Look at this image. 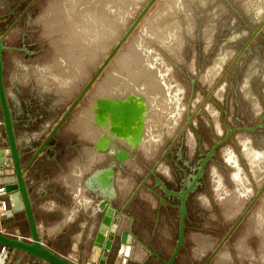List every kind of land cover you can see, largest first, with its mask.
I'll return each instance as SVG.
<instances>
[{"label": "rangeland", "instance_id": "obj_1", "mask_svg": "<svg viewBox=\"0 0 264 264\" xmlns=\"http://www.w3.org/2000/svg\"><path fill=\"white\" fill-rule=\"evenodd\" d=\"M7 1L12 2V4L7 5L8 9L13 7L12 18L21 14L18 17H21L18 28L28 29V36L22 43L21 35L18 32L11 40L5 37V42L11 47L3 51V59L5 57L8 59L11 54L14 55L20 69H23L27 64H32L35 77L37 72H42L40 68L45 67L47 72L43 76L46 83L45 89L50 91L52 95H54V91L59 94L72 91L70 94L74 97L94 74L99 64L112 50L117 40L123 35L148 0H78V5L76 0H20L17 5L16 0ZM68 3L74 4V6L68 5ZM104 4L107 6H104L105 9ZM112 4L115 6H112ZM111 6L115 8L111 9ZM72 7H74L76 14H73ZM100 9L108 15L111 14L110 17L104 14L103 11L100 12ZM70 10L72 11L71 14L69 13ZM90 12L93 13V17ZM67 13L69 16L73 15L69 17ZM98 14L101 15L100 20L97 19L100 17ZM103 15L110 21L103 20ZM84 16H87L88 19ZM84 19L87 21L85 22ZM27 20L29 22H26ZM88 21L92 23H89V25L87 24ZM169 21H173V24L172 22L170 24ZM100 22H103L104 27L99 24ZM174 23L175 26H173ZM92 25H94L93 29H91ZM152 25L155 26V29L151 27ZM0 26L1 30L5 31L3 22H0ZM79 26H82V28L80 27L81 30H79ZM98 26L100 29H98ZM160 26L166 28L169 26L168 29H171L172 35L168 37L175 44L174 54L164 48V40L160 38L163 28L161 29ZM157 27L158 29H156ZM254 29H257L256 34H253ZM78 30L82 33L75 32ZM152 30L159 31L157 33L160 36L154 31L151 32ZM92 31L93 34L95 33L94 35H91ZM89 32L91 33L89 34ZM152 33L155 35H152ZM81 37H84V39H81ZM136 41H139V43ZM135 43L139 44L140 49L150 47L157 58L164 63L170 81L174 84L175 89H178L176 90L179 97L177 106L172 113L169 111L171 114L166 112L165 109V97L162 94L164 91L162 88L161 90L159 87L155 88L146 75V77H142V75L140 78V82L142 81L141 83L144 84L139 83V81L132 84L133 80H130L132 78L125 77L129 72L123 70V67L129 66L132 60L135 59L134 52L138 49ZM144 43L148 47H145ZM23 48L37 51L26 53ZM132 67L134 68V64ZM134 73L137 72L134 71L132 75ZM120 77L126 79L127 83H131L130 87L132 89L129 87V90H133L132 86L134 85V90L140 89V91L143 90V92H148V94L154 96L156 104L162 110L161 113H164L163 116H166L167 113L165 118L169 122L177 121L174 128L165 129L163 132L160 125L154 124L158 118H156V112L154 111L150 115L149 119L153 124L148 128L145 146L141 149L137 147L140 163L135 159L133 160L137 181L143 176H147V169L153 165L159 154L166 149L173 139L176 141L172 150H176L178 146H181L184 153L188 154L190 146L186 142L185 134L188 130L194 140L191 149L195 147L196 133H198L202 136V147L206 151L217 139L225 135L227 127L252 126L258 118L251 110V100L240 92L239 86L248 77L252 83L251 89L253 92L256 94H258V91L264 92V86L262 85L264 83V0H155L85 92L82 101H79L80 104L73 114V123H79L84 129L82 130L83 133L87 134V130L90 133L87 125L91 124L90 108L94 104L95 96L119 97L122 92L124 95L125 92L129 91L126 88H121L123 79L120 80ZM254 83H257V85ZM143 88L148 89V91ZM219 89L221 95H218L217 91ZM151 90H157L161 95L159 93L156 95L157 92L154 93ZM259 105L263 110L264 99L258 95V98L254 99V109L257 112L260 110ZM198 106L201 109L196 110L194 113L195 107ZM209 106L213 107L214 113ZM59 108L61 109L62 106H59ZM188 115H192L193 120L186 124ZM86 116L89 120L85 119ZM168 118L174 119L169 120ZM149 119H146L147 124ZM83 120H86L87 124H84ZM96 131V126L92 125V136L94 135L93 132L96 133ZM246 143L250 150L255 151V154L262 153L264 155V125L255 131L233 132L232 136L217 148L214 162H210L207 166L205 189L199 190L191 197L192 204L199 203L207 205L209 208L211 202L208 198H210L212 204L216 207L214 206V212L210 210L207 214L210 217L219 214V224L215 221L213 228L211 226L209 228L201 227L207 224L206 221H201L199 226L203 229H198L200 233L194 238L195 244L191 245L193 252L198 248L199 252L200 249L202 252L206 251L203 255L212 253L257 192L256 179L258 173L257 168L254 166L255 157L246 152L248 151L245 146ZM156 146L158 149L152 155ZM147 148L150 150H147ZM226 148L233 153L235 161L227 159L224 153ZM143 152L152 156L148 157ZM166 158L170 161L171 157L167 154ZM165 164V162L160 163L158 165L159 172L156 173L164 172L167 173V176L175 179L172 172L174 170L177 173L179 172L174 167L172 172L168 171L167 165L165 169ZM235 172L244 174L249 182V189H251V195L237 205L229 201L225 195L219 193L221 191L218 190L215 183V180H217L223 189L230 192L234 191L238 188V180L234 176ZM260 174L263 175L262 181L264 183V163ZM147 180L152 185L154 179L148 177ZM260 196L219 248L228 249L227 252L230 257L231 255H245L248 264H264V224L250 223L251 209L260 202ZM233 204L238 207L233 206ZM237 208H239L238 211ZM254 227L257 229H254ZM197 237L210 238L214 240V244L210 246L211 248L202 249ZM175 238L177 239L176 235L173 236L172 242ZM241 243L242 245H240ZM246 247H248V250ZM218 250L214 255L217 254ZM198 251L196 252L198 253Z\"/></svg>", "mask_w": 264, "mask_h": 264}, {"label": "crops", "instance_id": "obj_2", "mask_svg": "<svg viewBox=\"0 0 264 264\" xmlns=\"http://www.w3.org/2000/svg\"><path fill=\"white\" fill-rule=\"evenodd\" d=\"M19 1L16 0V5ZM10 3L12 4L7 0H0V19L4 23L3 29H9L14 24L6 39H13L18 32L22 43L28 36V29L18 28L21 22V17H18L21 14L12 18L13 7L7 8ZM34 51L37 50L30 49L27 52ZM4 59V86L12 117L15 119V135L22 154V163L25 164L75 96L72 97L70 94L72 91L62 94L54 91L52 95L45 89L46 83L43 80V76L47 73L45 67L40 68L42 72L39 69L40 72H37L35 77L32 64H27L20 69L14 55L11 54L8 59L6 57ZM254 84L257 85V83ZM262 85L264 86V83ZM251 88L252 83L248 77L239 86L240 92L251 100V110L258 117L255 125L264 113V109L262 110L259 105L260 110L257 112L254 109V99H257L258 95L264 99V92L258 91L256 94ZM82 99L83 97L80 102ZM80 102L51 138L52 148L40 152L24 172L42 242L71 261L80 264H96L102 252L101 248L93 244L94 235L103 215L98 204L108 193L109 220L119 218L120 221L118 235L113 239V248L105 252L108 254L105 264H164L159 257L145 249L137 239L146 243L161 258L168 259L176 241L175 238L172 242L173 236L177 237L179 204L165 199L164 192L158 187H154L153 190L136 191L137 178L133 161L135 150L130 152L125 161L117 162L107 152L94 149L96 140L104 130L97 128L92 113L91 124L87 125L90 133L88 130L87 134L83 133V127L79 123H73V114ZM59 106L62 108L60 109ZM85 119L89 120L88 117ZM83 122L87 124L86 120ZM263 122L261 126L264 125ZM92 125L96 126L97 130L96 135L93 136ZM250 141L253 144L251 139ZM5 145V130L0 109V149ZM135 149L137 150V147ZM5 151L7 153V149ZM111 163L114 165L113 186L111 190H107L101 184L102 179H93V176ZM4 165L5 167L0 169V185L14 181L7 157ZM234 174L237 176L239 172ZM3 197L13 213L0 220V231L28 239L29 226L24 210L19 207L20 201L16 193L9 192ZM210 210L214 212V207L209 208L199 203L188 204L185 239L174 259V264H204L210 256L203 255L206 251L198 255L197 250L195 253L191 248L195 242L194 238L200 233L198 229L209 228V226L213 228L215 221L219 224V214L215 212L217 216L210 217L207 214ZM201 221L207 222L206 225L201 226L203 228L199 226ZM124 228L129 232L125 252L119 253V235ZM216 257L217 255H214L208 264H248L245 255H231L223 262H216ZM5 264L44 263L41 259L24 251L11 249Z\"/></svg>", "mask_w": 264, "mask_h": 264}, {"label": "water", "instance_id": "obj_3", "mask_svg": "<svg viewBox=\"0 0 264 264\" xmlns=\"http://www.w3.org/2000/svg\"><path fill=\"white\" fill-rule=\"evenodd\" d=\"M155 0H148L147 3L143 6L141 11L138 13L136 18L132 21L129 27L125 30L123 35L116 42L112 50L105 56L103 61L99 64V67L94 72V74L89 78L87 83L83 86L80 92L75 96L72 102L68 105L66 110L60 115L57 121L54 123L50 131L44 137L43 141L34 149L29 161L25 164L22 163V154L20 152L16 135H15V119L12 117L11 108L7 99V94L4 86V59L3 51L9 46L5 42V37L9 33L11 27L5 31L1 30L0 26V109L2 113V124L5 130L6 145L4 148L0 149V169L5 167L6 157L9 159V165L12 168V174L14 176V181L5 183L3 186L5 192H15L18 200L20 201L19 207L24 210L25 217L29 226V237L28 239L21 237L20 235H9L0 231V264H5L6 258L9 255L11 249L24 251L36 258L41 259L44 264H80L78 262L71 261L66 257L56 253L49 247H47L41 240L38 226L35 221L34 212L32 209L31 199L28 192V186L24 179V172L30 163L42 152L44 149H51L50 144L51 138L55 135L56 131L60 125L67 119L73 108L81 100L85 92L97 78L102 69L106 64L111 60L116 51L120 48L122 43L143 17L145 12L153 4ZM1 22V19H0ZM257 33V29H254L253 34ZM200 106L197 107V111L200 110ZM92 111L94 113L93 121L103 129V133L98 137L94 144V149L97 151L107 152L110 156L114 157V160L117 162H123L126 160L130 152L134 150L142 141L143 132L146 122V112L147 104L145 97L136 93H129L124 97H105L97 96L95 97V104L92 106ZM193 116L188 115L186 124L190 123ZM264 119V113L261 115L260 119L255 125L252 126H236V127H227L226 133L222 138H219L214 142L210 149L207 152H204V157L201 159V163L198 166V172L194 174L191 182L186 183V187L181 190V192H176L169 189L160 179L157 180L159 189L165 192L167 195H174L179 200V222H178V232L177 239L174 244V248L168 257V259L161 258L156 252L151 250L149 246L142 242L140 239H137L145 249L149 250L152 255L159 257L164 264H174V259L177 256L180 247L185 239V221L187 214V196L189 192L195 187L198 183V177L201 176L203 169L207 161L211 158L214 151L221 146L229 137L232 136V133L235 131H252L259 128L262 125ZM185 127V125H184ZM182 128V130L184 129ZM120 139H124L129 146L125 147L119 142ZM7 149V153L5 151ZM113 163L109 166L103 168L101 171L97 172L93 179H102L101 184L107 190H111L113 183L112 179L114 176ZM152 171V169L150 170ZM264 189L263 185L257 189L256 194L253 198L247 203L243 211L240 213L236 221L226 232L223 239L219 242L216 248L213 250L211 255L206 259L204 264H208L209 261L214 256L215 252L223 244L224 240L229 236L233 228L238 224V222L243 218L247 211L251 208L255 200L260 196ZM110 197L108 193L103 196V199L98 204L100 211L103 213L101 221L99 223L98 229L94 235L93 244L102 249V252L99 254L96 264H105L108 259V254L113 248V239L118 235V226L120 219H115L113 221L109 220L105 222V219L108 217L107 209L109 207ZM13 213L12 209H8L7 216ZM121 213H124L121 211ZM128 229L124 228L120 232V246L118 249L119 253L125 252L126 240L128 236Z\"/></svg>", "mask_w": 264, "mask_h": 264}, {"label": "bare ground", "instance_id": "obj_4", "mask_svg": "<svg viewBox=\"0 0 264 264\" xmlns=\"http://www.w3.org/2000/svg\"><path fill=\"white\" fill-rule=\"evenodd\" d=\"M77 1V2H76ZM75 2H76V4L79 2L78 0H76ZM65 2H67V1H65ZM68 2H72V1H68ZM89 3V2H88ZM112 3V2H111ZM70 3H68V5H69ZM75 4V5H76ZM101 4H103V3H101ZM70 5H72V6H74V4H70ZM78 5V4H77ZM104 6H106V4H104L103 5V7ZM112 6H115L114 4H112ZM111 6V9L112 8H115V7H112ZM71 7V6H70ZM107 7V6H106ZM106 7H104V9L106 8ZM69 8V7H68ZM73 8V14L75 13L74 12V7H72ZM77 8V7H76ZM99 8V7H98ZM100 8H102V7H100ZM110 8V7H109ZM109 8H107V9H109ZM72 10V9H71ZM69 11V13L71 14V12L72 11ZM91 10V9H90ZM99 10V9H98ZM110 10V9H109ZM67 11V10H66ZM92 11H93V9H92ZM94 11H95V8H94ZM93 11V12H94ZM101 11H103V13H104V10H102V9H100V12ZM68 12V11H67ZM115 12V11H114ZM91 14H92V17H93V13L92 12H90ZM112 13V12H111ZM68 14V13H67ZM72 14V15H73ZM76 14V13H75ZM102 14V13H101ZM104 14H106V13H104ZM110 14V13H109ZM113 14V13H112ZM72 15H70L69 16V14H68V16L69 17H71ZM82 15V14H81ZM87 15V14H86ZM98 15H100V14H98ZM106 15H108V14H106ZM105 15V16H106ZM111 15V14H110ZM110 15H108L109 17H110ZM80 16V15H79ZM95 16V15H94ZM84 17H86V19H88L87 18V16H84ZM83 17V18H84ZM96 17V16H95ZM99 17V16H98ZM103 17H104V15H103ZM102 17V18H103ZM108 17V18H109ZM116 17H117V15H116ZM115 16H114V18H116ZM100 18H101V15H100V17L99 18H97V19H99L100 20ZM105 19H107V18H103V20H105ZM111 19V18H110ZM99 20H98V22H99ZM107 20H109V19H107ZM112 20H114L113 18H112ZM172 20V19H171ZM84 21H85V19H84ZM87 21V20H86ZM85 21V22H86ZM90 21V20H89ZM88 21V23L87 24H89L90 22ZM92 21V20H91ZM110 21V20H109ZM167 22H168V20H167ZM166 22V23H167ZM170 22V21H169ZM172 22V24H173V21H171ZM171 22H170V24H171ZM92 23V22H91ZM90 23V24H91ZM94 23V22H93ZM103 23V22H102ZM102 23L100 22L99 24H101L102 25ZM176 23V22H175ZM175 23H174V25L173 26H175ZM72 24V23H71ZM78 24V23H77ZM89 24V25H90ZM85 25H86V23H85ZM84 25V26H85ZM88 25V26H89ZM101 25H99L100 27H101ZM167 25H169V24H167ZM74 26H76V25H74ZM93 26L94 25H92V28L91 29H93ZM96 26V25H95ZM99 26H98V29H100L99 28ZM172 26V25H171ZM171 26H170V28H171ZM80 27L82 28V26H79V30H81L80 29ZM102 27H104V25H102ZM101 27V28H102ZM153 29H155V26H151ZM165 27V26H164ZM163 26H160V28L162 29L163 28V30H161V33H163V34H161L160 33V35H161V39L162 40H164V48L167 50V51H169L171 54H174V52H175V44H174V42L171 40V38H169L168 36H171L172 35V33H171V29H168L169 28V26L166 28H164ZM71 28V27H70ZM94 28H96V27H94ZM73 29V28H72ZM77 29H78V27H77ZM84 29V28H83ZM82 29V30H83ZM98 29H97V31H98ZM156 29H158V27L156 28ZM174 29V28H173ZM175 29H177V27H175ZM71 30V29H70ZM75 30H76V28H75ZM75 31V32H81V31ZM95 30V29H94ZM93 30V31H94ZM84 31H86L85 29H84ZM83 31V32H84ZM90 31V30H89ZM93 31H92V33L91 32H89V34L91 33V35L93 34ZM155 32V33H157V32H159V31H157L156 32V30H152L151 32ZM74 32V33H75ZM173 32V31H172ZM71 33H73V32H71ZM77 33V34H78ZM82 33V32H81ZM86 33V32H85ZM101 33H102V30H101ZM95 34V33H94ZM93 34V35H94ZM72 35V34H71ZM79 35V34H78ZM88 35V34H87ZM152 35H155L154 33H152ZM157 35L158 36H160L158 33H157ZM85 36V35H84ZM157 38V37H156ZM69 39V38H68ZM72 39H73V37H72ZM81 39H84V37L82 38L81 37ZM76 40H77V38H76ZM90 40H91V38H90ZM119 40V39H118ZM117 40V41H118ZM160 40V39H159ZM166 40H168V41H166ZM67 41H69V40H67ZM83 41V40H82ZM85 41V40H84ZM89 41V40H88ZM144 41V40H143ZM136 42H138L139 43V41H136ZM83 43V42H82ZM136 44V46H137V51L136 52H134V56H135V59L134 60H132V62H131V64L128 66L127 65V67H123V70H125V71H127V76H125V77H130V78H132V79H130V80H133L132 81V84L133 83H135V82H137V81H139V83H141L140 82V78H141V76L142 77H148L149 79H150V83H152L153 85H154V87L155 88H157V87H159L160 88V90H161V88H162V90L164 91V92H162V94H164V97H165V109L167 110H165L166 112H168L169 114H171L172 113V111L174 110V108H176V106H177V102H178V94L176 93V90H178V89H175V87H174V84H172V82L170 81V77L168 76V74L166 73V67H165V65H164V63H162V61H161V59L159 60V58H157V55L155 54V53H153V51L150 49V47L149 48H145V49H140V47L137 45V43H135ZM141 44V43H140ZM145 44V45H144ZM143 45L146 47L147 45H146V43H144ZM75 46H76V43H75ZM148 47V46H147ZM73 49H75V48H73ZM77 51H79V50H77ZM79 53H80V51H79ZM177 55V54H176ZM77 62H78V60H77ZM133 64H134V68L132 67L133 66ZM134 71H136L137 73H134V75H132L133 74V72ZM129 74H130V76H129ZM146 75V76H145ZM123 78H124V76H122ZM137 77V79H135ZM123 78H119L120 80L121 79H123ZM136 80V81H135ZM118 83H119V81H118ZM117 83V84H118ZM116 84V85H117ZM122 86H121V88L123 89V88H126V89H128L131 85V83H127V81H126V79H123L122 80ZM129 84V85H128ZM141 84H144V83H141ZM119 85V84H118ZM151 85V84H150ZM152 85V86H153ZM120 86H118L119 88H120ZM135 86H137V85H135ZM143 87H144V85H142ZM117 87V88H118ZM133 87V90H129V91H127V92H125L124 93V95L122 94L123 92V90L120 92L121 93V95L119 96L118 95V93H117V95L119 96V97H117V98H121V97H124L125 95H127V94H129V93H131V91L133 92V93H136V94H139V95H143L144 97H145V100H146V104H147V112H146V119L148 118L149 119V117H150V115H152V113L155 111L156 112V120H157V123H154V124H156V125H160V128L162 129V131L164 132V130L165 129H172V128H174V126L177 124V121H174V122H169L165 117L167 116V113H166V116H163V114L161 113V108L159 107V105L158 104H156V102H155V97L154 96H152L150 93L148 94V92L147 93H145V92H143V90L142 91H140V89L138 90V89H136V90H134V85L132 86ZM131 88V87H130ZM140 88V87H139ZM152 88V87H151ZM132 89V88H131ZM143 89H145V88H143ZM145 90H147L148 91V89H145ZM144 90V91H145ZM118 91V90H117ZM116 91V92H117ZM151 91H153L154 93L155 92H157V90L156 91H154V90H151ZM119 92V91H118ZM218 95H221V90L219 89L218 91ZM152 93V92H151ZM158 93L159 92H157V94L156 95H158ZM153 94V93H152ZM160 94V93H159ZM123 95V96H122ZM155 95V94H154ZM161 95V94H160ZM97 96H100V95H97ZM163 96V95H162ZM105 97H107V96H105ZM108 97H115V96H108ZM161 97V96H160ZM159 98V97H158ZM159 99H161V98H159ZM163 99V98H162ZM160 101V100H159ZM158 101V102H159ZM160 103V102H159ZM94 104H95V99H94ZM93 104V105H94ZM92 105V106H93ZM92 106H91V108H90V112L92 113V115L94 116V113H93V111H92ZM164 107V106H163ZM162 107V108H163ZM210 108H211V110H212V112L214 113V110H213V107L212 106H209ZM196 110H197V108L195 107V109H194V113L196 112ZM169 111H171V113L169 112ZM175 111V110H174ZM163 112H164V110H163ZM157 114H158V116H157ZM173 115L174 116H176V114H174L173 113ZM170 117H171V115H170ZM169 120H171V119H174V118H168ZM192 120H193V118H192ZM96 125H97V123H95ZM152 124L153 123H151L150 122V119H149V123L147 124L146 122H145V127H144V132H143V138H142V141H141V143L138 145V148H144V146H145V141H146V135H147V132H148V128H149V126H152ZM97 128L98 129H100L101 131H103V129H101L100 127H99V125H97ZM187 131V130H186ZM101 134V133H100ZM186 134V142H187V144H189V146H190V148H193V142H194V140H193V137H192V134L191 133H189V130L187 131V133H185ZM94 135H96V133L94 134ZM119 142L122 144V145H125V146H129V144L124 140V139H120L119 140ZM149 144V143H148ZM147 144V145H148ZM153 144V143H152ZM245 144V143H244ZM247 144V143H246ZM150 145H151V143H150ZM246 147H247V150L248 151H246V152H249L250 153V155H252L253 157H255V167L257 168V186L260 188L261 187V185H262V183H263V181H262V179H263V175L262 174H260L261 173V169H262V167H263V163H264V155L262 154V153H256L255 154V151H253V150H250V147L248 146V144L247 145H245ZM149 147V146H148ZM152 147H153V145H152ZM151 148V147H150ZM157 149H158V147L156 146V148H155V151H154V153L152 154V155H154L155 153H156V151H157ZM147 150H150L149 148H147ZM191 150H194V149H191ZM143 151V150H142ZM225 156L227 157V159L229 160V161H235V156L233 155V153L228 149V148H226V150H225ZM143 154L144 155H146V156H148V157H151L152 155H147L145 152H143ZM251 157V156H250ZM8 161H9V159H8ZM125 161V160H124ZM159 169V168H158ZM237 175V174H236ZM235 176V175H234ZM14 177V176H13ZM236 178H237V180H238V188L237 189H235L234 191H232V192H230V191H227V190H225V189H223L222 188V186H221V184L217 181V180H215V183L217 184V188H218V190H220L221 192H219V193H222L223 195H225L226 197H227V199L229 200V201H231L232 203H236V205L239 203V202H241L242 200L244 201V199H247L250 195H251V189H249V182L246 180V178H245V176H244V174L242 173V172H239V175H237L236 176ZM258 187H257V189H258ZM4 191H5V188H4ZM217 191V190H216ZM220 196H222V195H220ZM223 197V196H222ZM226 202H227V200H226ZM230 203V202H229ZM243 204V203H242ZM235 204H233V206H235V207H238V206H236ZM242 207V206H241ZM235 209V208H234ZM238 209L239 208H237V211H238ZM229 210V209H228ZM231 211V210H230ZM109 215L110 214H108V217L105 219V222H108V220H109ZM249 222V221H248ZM250 223H252V224H256V225H258L259 223L262 225V224H264V189H263V191H262V193H261V196H260V202L255 206V207H253L252 209H251V214H250ZM249 225V224H248ZM248 227V226H247ZM257 227V226H256ZM260 227V226H259ZM258 227V228H259ZM252 228V227H251ZM248 229V228H247ZM254 229H257V228H255L254 227ZM249 230V229H248ZM251 230V229H250ZM253 231H255V230H253ZM261 231V230H260ZM262 232V231H261ZM263 233V232H262ZM263 235H264V233H263ZM197 239H198V241H199V243H200V246L202 247V249L203 248H209L210 246H212L214 243H213V241L214 240H212V239H210V238H207V237H197ZM243 241V240H242ZM240 243V242H239ZM238 243V244H239ZM244 243V242H243ZM237 244V245H238ZM246 244V243H245ZM244 244V245H245ZM240 245H242V243L240 244ZM243 245V246H244ZM199 246V245H198ZM243 246H241V247H243ZM247 246V245H246ZM224 247V246H223ZM245 247V246H244ZM211 248V247H210ZM247 248V250H248V247H246ZM198 249V248H197ZM196 249V250H197ZM245 249V248H244ZM249 249H250V246H249ZM227 250L228 249H224V248H221V249H219L218 250V252H217V257H216V262H223V261H225L226 259H229L230 258V256H229V254H228V252H227ZM246 250V249H245ZM244 250V251H245ZM198 251V250H197ZM229 251V250H228ZM251 251V250H250ZM202 251H201V249H200V252L198 251V253L197 254H199V253H201ZM196 253V252H195ZM246 253V252H245ZM249 253V252H248ZM251 253H253V252H251ZM264 255V254H263Z\"/></svg>", "mask_w": 264, "mask_h": 264}, {"label": "flooded vegetation", "instance_id": "obj_5", "mask_svg": "<svg viewBox=\"0 0 264 264\" xmlns=\"http://www.w3.org/2000/svg\"><path fill=\"white\" fill-rule=\"evenodd\" d=\"M23 49H24L23 51H25V52L29 51L25 48H23ZM196 137H197L196 138L197 140H196L195 145H194L195 146L194 150H191V148H190V151L188 152V154L184 153V150L181 146H178L176 148V150H172V147L176 141L175 139H173L169 143V145L166 147V149L159 154L158 158L154 161L153 165L147 169V176H143L141 179H138L136 191L141 190L142 188L153 190L155 186L159 188L157 180L160 179L169 189L176 191V192H181V190L186 187V183L192 181L194 174H196L198 172V166L201 163V159L204 157V152H207L211 147L210 146L209 149L204 151V149L202 147V142H201L202 136L200 134L196 133ZM195 148H196V150H195ZM134 150H135L134 158L137 162H139V155L137 153L138 149L137 150L134 149ZM216 150L214 151L211 158L207 161L201 176L198 177V180H197L198 183L189 192V194L187 196V202H186L187 206H188V204L191 203V197L194 193H197L199 190L202 191L203 189H205L204 187H205L206 169H207V166L210 162H214ZM167 154H169V156L171 157L170 161L168 160V158H166ZM162 162L166 163V165L168 167V171L172 172L173 167H174V169H176L179 172V173H177L175 170H174V172H172L175 175V179H172L171 177L167 176V173H164V172H162L160 174L156 173V172H159L158 165ZM151 169H152V171H150ZM148 177H152L154 179L152 185H150V183L148 182V180H147ZM164 195H165V199H168L169 201H175L178 204L180 203V200L176 196H174L172 194L167 195L165 192H164ZM208 199H209V202H211L210 208L214 207V204H212L213 203L212 200H210V198H208ZM209 255H211V253H209Z\"/></svg>", "mask_w": 264, "mask_h": 264}, {"label": "built area", "instance_id": "obj_6", "mask_svg": "<svg viewBox=\"0 0 264 264\" xmlns=\"http://www.w3.org/2000/svg\"><path fill=\"white\" fill-rule=\"evenodd\" d=\"M4 194H6L4 186L0 185V220L7 216V211L9 209L7 202L3 197Z\"/></svg>", "mask_w": 264, "mask_h": 264}]
</instances>
